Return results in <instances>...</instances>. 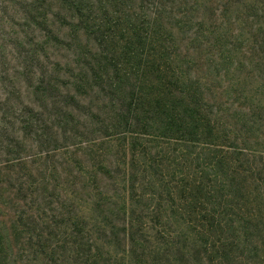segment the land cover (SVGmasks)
Here are the masks:
<instances>
[{
  "label": "trees",
  "instance_id": "obj_1",
  "mask_svg": "<svg viewBox=\"0 0 264 264\" xmlns=\"http://www.w3.org/2000/svg\"><path fill=\"white\" fill-rule=\"evenodd\" d=\"M0 264H264V0H0Z\"/></svg>",
  "mask_w": 264,
  "mask_h": 264
},
{
  "label": "rangeland",
  "instance_id": "obj_2",
  "mask_svg": "<svg viewBox=\"0 0 264 264\" xmlns=\"http://www.w3.org/2000/svg\"><path fill=\"white\" fill-rule=\"evenodd\" d=\"M21 98L28 102L34 101V96L32 92L30 91L28 87L25 88V86H23L21 90Z\"/></svg>",
  "mask_w": 264,
  "mask_h": 264
}]
</instances>
